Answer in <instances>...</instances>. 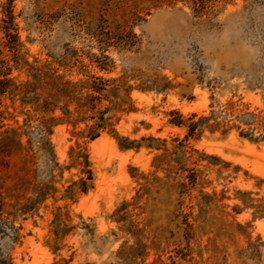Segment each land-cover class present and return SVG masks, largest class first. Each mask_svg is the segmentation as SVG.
<instances>
[{
  "label": "rangeland",
  "instance_id": "obj_1",
  "mask_svg": "<svg viewBox=\"0 0 264 264\" xmlns=\"http://www.w3.org/2000/svg\"><path fill=\"white\" fill-rule=\"evenodd\" d=\"M259 134L264 0H0V264H264Z\"/></svg>",
  "mask_w": 264,
  "mask_h": 264
},
{
  "label": "trees",
  "instance_id": "obj_2",
  "mask_svg": "<svg viewBox=\"0 0 264 264\" xmlns=\"http://www.w3.org/2000/svg\"><path fill=\"white\" fill-rule=\"evenodd\" d=\"M240 118H241V116H239ZM204 118V117H203ZM203 118H201V119H203ZM198 122V121H197ZM197 122H195V123H191L188 127V133H189V135H191V134H193L194 133V131L196 130V126H198V123ZM181 122H179L178 124H180ZM240 134L241 135H244V136H248V135H246L247 133H245V132H243V131H241L240 132ZM249 138H251V137H249ZM256 138H261V139H264V135H262V134H259L258 135V137H256ZM252 139V138H251ZM119 145L120 146H123V147H129L130 145L129 144H127V145H122V143H120V140H119Z\"/></svg>",
  "mask_w": 264,
  "mask_h": 264
}]
</instances>
